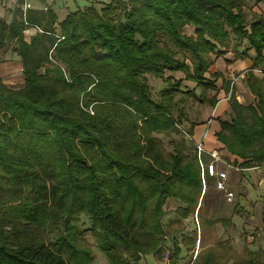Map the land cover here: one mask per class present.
I'll return each mask as SVG.
<instances>
[{"label": "trees", "instance_id": "16d2710c", "mask_svg": "<svg viewBox=\"0 0 264 264\" xmlns=\"http://www.w3.org/2000/svg\"><path fill=\"white\" fill-rule=\"evenodd\" d=\"M104 4L70 13L60 35L48 13L51 25L30 43L24 32L41 27L31 12L11 25L0 19V50L13 46L25 79L19 89L0 79V264H94L87 234L110 264H141L166 242L161 217L169 199L181 202L177 214L184 218L197 211L201 227L202 251L185 264H262V251L243 258L221 242V220L203 204L208 185L197 156L178 147L166 152L155 134L182 126L183 114L173 116L179 94L199 100L216 89L207 74L230 50L245 58L253 49V69L264 67L263 15L252 9L247 23L244 0ZM243 44L248 47L239 53ZM248 75L255 101L242 105L227 87L232 114L215 136L234 165L264 168V77ZM150 77L164 83L157 99ZM185 80L196 87L186 88ZM216 101H209L212 107ZM25 187L37 198L24 197ZM82 215L89 220L85 230L78 225ZM194 234L175 241L167 264H181L182 247L195 249Z\"/></svg>", "mask_w": 264, "mask_h": 264}, {"label": "rangeland", "instance_id": "374dc122", "mask_svg": "<svg viewBox=\"0 0 264 264\" xmlns=\"http://www.w3.org/2000/svg\"><path fill=\"white\" fill-rule=\"evenodd\" d=\"M256 1L257 0H244L245 19L247 23L252 19L250 11L252 9L255 10ZM85 2L86 1L84 0H79L77 10L84 9L83 6H87ZM105 2L108 3L109 0H93L91 4L99 11L103 8ZM55 30V33L60 35V29L56 27ZM186 32L188 34H193L194 28L188 27ZM233 37L234 35H232V38ZM245 47L247 48L248 46ZM12 49L13 46L8 47L9 51ZM230 52L235 55L234 50H230ZM4 57L0 56V64L6 61ZM220 61H224V57L217 58L214 65L209 69V73L207 74V78L210 77V80L214 82L216 89L209 90L208 92L204 91L205 99L202 96L200 97V90L195 89V94L200 97L199 100L190 98L185 94H179L175 99L173 116L176 118L179 114H183L184 118L182 119V126L176 131L155 134L166 152L172 153L174 147H178L183 151L184 154L188 156L193 157L196 155L200 166L201 175L203 172V166H205V164L210 161V158L207 155H199L196 147V144L199 142L194 140L196 135L193 133V135L190 137L191 139L186 138L183 131L185 133H189L190 124H194L196 127L204 124L207 126V129L205 130V137H207V134L210 132L209 127L211 126L210 124L213 119L216 121L215 123L218 124L219 130L221 122L230 120V116L232 114L230 107L228 108V111L226 113L224 112V114L220 117L215 116L212 118L211 116L213 115V107L209 101H216L220 94V89L217 87V83L220 84L221 81L220 73L217 72V70H219L217 65L220 63ZM2 66L4 67L3 64L0 65V67ZM4 74L5 72L2 75L0 73V79L6 85L13 89H19L23 87L25 79L21 70H19V72H10L8 75ZM213 75L219 76L216 79H213L214 77H211ZM169 76H171L173 79L185 78L184 74L182 73H175L173 75L166 73V77ZM228 82H230L229 84L231 87V81ZM149 83L152 95L155 99H157L162 87H164V83L162 80L153 79L152 77L149 78ZM184 84L188 89H193L196 87L194 83L186 80ZM226 87L228 86L224 84L221 89L224 90ZM228 97H226V99H228ZM223 150L225 149L222 148L218 149L217 151L219 152L222 160V162L219 163V170L227 172V179L225 181L226 190H218L215 188L216 180L206 177V184L208 186L203 198V204L212 210L213 217L215 219L221 221L225 219L226 223H228L227 226H223L221 221L216 224L217 234L221 242H229L235 253L243 258H246V253L248 251H262L264 253V168H257L256 170L255 167H253L254 169H243L238 164L234 165V159L232 157L225 156ZM239 162L242 161L240 160ZM16 190H20V188H16ZM22 191L24 197H29L31 200L37 198V195L30 191L29 188L25 187L22 189ZM229 193L233 194L231 199H228L227 197ZM11 194L12 193L10 190H6L2 193V198L4 200L7 199L6 201L8 202ZM182 206L183 205L179 200L169 199L167 201L166 206L164 207V213L161 217V221L165 227V230L169 231L166 242L156 253L144 256L141 260V264H167L168 259L173 253L175 241L180 243L184 237L194 239L195 232V249L188 251L182 247L179 263L185 264L186 262L190 261V258H192V261L195 260L198 252L202 251V248H199L201 227L198 222L197 211L194 213L193 217L189 216L188 218H184L183 216L177 214V209ZM237 210H239V212L235 214ZM78 225L83 230L89 228L90 225L88 217L82 215L78 221ZM86 238L88 245L93 247L92 251L95 258L94 264H110L106 255L96 248V243L94 242V239L91 237V235L87 234ZM125 256L127 257V254H125ZM228 264H234V260L231 259ZM239 264L245 263L241 262ZM262 264H264V256Z\"/></svg>", "mask_w": 264, "mask_h": 264}, {"label": "crops", "instance_id": "0c3cea01", "mask_svg": "<svg viewBox=\"0 0 264 264\" xmlns=\"http://www.w3.org/2000/svg\"><path fill=\"white\" fill-rule=\"evenodd\" d=\"M84 1H86L85 4H87V6H83L84 8L93 6L91 4L93 0ZM78 4L79 0H0V19L3 20L7 25H11L12 22L18 18V15L20 13H23V16H25L28 11L31 12L32 19L39 21L41 27L33 25L24 32L25 41L27 43H30L34 37L43 33L42 29L44 27L51 25H48V23L51 22L48 19L49 14L52 13L56 18L51 27L59 28V24L64 21L70 13L77 10ZM255 11L262 14L264 17V4H259L258 6H256ZM245 45L246 44H243L238 48L239 53H242L246 49ZM8 47L9 46H6L2 50H0V56H5L4 58L6 59L5 62L1 63L4 65V67H0L1 75L4 72V75H8L10 72L14 71L19 72V70L23 72L21 57L17 53L13 52V49L9 51ZM248 54L249 57L236 58L235 55L232 54V52H228L224 56L225 62L220 61V63L217 65V68L219 69L217 70V72H219L221 75L220 84L217 83V87L220 89V94L217 98L215 107L212 108V118H214L215 116L220 117L224 114V112L226 113L228 111V108L230 107L229 101L228 99H226V97L229 96V92L227 93L226 91L227 87L224 90L221 89L224 84L227 85L228 88L230 87V82L228 81H231L230 89L235 90L234 92L236 95V99L240 104L249 105L255 101V96L250 91L246 81L249 77L248 74L250 72L260 78L264 77V67L253 69L252 59L255 57L256 53L253 49H250L248 50ZM213 120L210 124L211 126L209 127L210 132L206 138H204V135L206 134L205 130L207 129L206 125L203 124L201 126H197L194 131V134L196 135V138L194 137V140H196V142L204 140V147L207 152L224 148L223 145L216 139L215 135L219 131V126L215 123L216 121ZM225 150H223L225 156L232 157L235 160V157L231 156L227 152V150L225 152ZM256 169L257 167H255V170Z\"/></svg>", "mask_w": 264, "mask_h": 264}, {"label": "built area", "instance_id": "2783aa9c", "mask_svg": "<svg viewBox=\"0 0 264 264\" xmlns=\"http://www.w3.org/2000/svg\"><path fill=\"white\" fill-rule=\"evenodd\" d=\"M259 72V71H257ZM206 134L204 135L205 138ZM197 150L199 152V155H202L203 153L208 154L210 161L207 162L205 164V166H203V172H202V181L204 184V187L207 186L206 184V177L208 178H212L214 180H216V188L220 191H225L226 190V186H225V181L227 179V172L225 171H220L218 168V164L220 162H222L220 154L216 151H210V152H206V150L203 147V140H201L197 145ZM233 196L232 193L228 194V199H231V197Z\"/></svg>", "mask_w": 264, "mask_h": 264}]
</instances>
